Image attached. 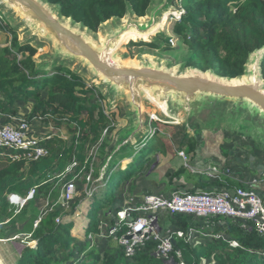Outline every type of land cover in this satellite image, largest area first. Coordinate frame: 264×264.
<instances>
[{"label": "trees", "instance_id": "obj_1", "mask_svg": "<svg viewBox=\"0 0 264 264\" xmlns=\"http://www.w3.org/2000/svg\"><path fill=\"white\" fill-rule=\"evenodd\" d=\"M48 1L58 5L63 16L98 31L103 22L112 17H124L129 8L137 16H145L155 0ZM180 3L184 12L175 21L173 34L187 48L181 64L186 68L213 70L222 77L244 75L251 53L264 47V0H181ZM0 28L11 34L8 44H0L1 111L6 115L21 116L19 102L28 105L33 101L30 111L23 115L29 123L39 119L56 128L64 125L69 128L68 137L59 134L44 137L40 143L48 154L36 160L14 159L19 150L0 147V224L12 228L19 222L27 221L24 229L32 232L31 239L37 241L36 247L27 246L23 250L16 264H181L176 250L171 254L173 261L155 255L157 243L151 240L129 258L121 245L112 243L110 250L100 251L96 246L90 248L88 239L97 233L102 211L107 213L116 204L118 188L134 178L137 166L141 169L142 164L149 160L154 142L150 145L147 141L138 153L142 162L134 156L125 168H109L102 197L97 195V188L93 186V191L86 197L88 201H85L86 222L82 231L77 230L72 217L69 221L64 220L82 208L85 197L76 200L71 213H68L55 204L59 196L56 185L61 183L62 186L81 170L90 169L92 161L88 152L98 142L107 146L104 133L114 131L115 115L100 104L91 102L94 87L88 86L81 74L68 66L57 65L52 70L40 68L34 59L38 48L31 43L21 42L16 27L1 21ZM170 39V35L158 33L151 42L131 41L130 46L164 51L171 48ZM261 67L264 76V57ZM180 135L183 136L180 141L182 148L187 144L188 137L182 133ZM157 136L156 132L151 135L153 138ZM193 144L189 143V147L191 153L196 154L198 146ZM163 147L164 143L160 149L163 150ZM74 161L78 162L76 170L66 172ZM182 172L183 169L176 176ZM200 179L197 186L189 190L207 189L210 186ZM214 183L233 184L230 180L228 183ZM90 184L87 182L88 187ZM34 187H37L34 199L15 213L8 195L17 193L26 196ZM43 196L49 198L50 203L48 209L39 214L34 211V206L36 200ZM169 218L175 230L188 233L190 228H197L198 220L194 216L178 214ZM37 219L40 221L34 228ZM213 220H219L215 234L223 235L222 239L213 236L209 241L197 245L184 239H178L175 243V249L181 251L186 264H201L203 259H213L214 264H264V237L254 228L245 229L241 223L230 219ZM126 231L127 228L121 225L117 235L120 237ZM6 236V231L0 229V239ZM233 241L237 244H233Z\"/></svg>", "mask_w": 264, "mask_h": 264}, {"label": "water", "instance_id": "obj_2", "mask_svg": "<svg viewBox=\"0 0 264 264\" xmlns=\"http://www.w3.org/2000/svg\"><path fill=\"white\" fill-rule=\"evenodd\" d=\"M172 5L174 0H155L145 16H137L129 8L124 17H112L93 31L63 16L60 7L48 0H0V8L16 18L15 27L23 28V43L35 42L38 49L48 48L40 55V68L74 66L73 71L87 75L104 88L110 101L124 103L131 123L117 135L104 157L101 178L118 154L147 133L148 121L155 116L193 133L226 117L240 118L264 139V47L251 53L245 74L235 78L222 77L213 70L186 68L181 63L175 66L149 55L132 59L124 51L123 46L134 40L125 43L131 31H150L149 38L154 40L162 29L154 33L152 29ZM153 108L157 113L151 112Z\"/></svg>", "mask_w": 264, "mask_h": 264}, {"label": "rangeland", "instance_id": "obj_3", "mask_svg": "<svg viewBox=\"0 0 264 264\" xmlns=\"http://www.w3.org/2000/svg\"><path fill=\"white\" fill-rule=\"evenodd\" d=\"M180 1L181 0H174V5L163 14V19L158 22L160 23L159 28L162 29L160 33L170 35L171 48L164 51L159 49L153 51L144 46H130V40L134 39L133 42L142 41L138 38H133L127 40L130 42L126 43V41V44L123 46L124 51L129 54L130 58L138 59L140 55H149L163 62L170 61L172 65L176 64L175 66L184 62V54L187 49L186 45L182 43L179 37L173 34L174 23L180 19L184 12ZM172 13L175 14L172 15ZM1 21H4V24L7 23L15 27L17 20L7 14L6 10L0 8V23ZM16 30L20 41H26L23 28L18 27ZM149 37L147 40L151 41ZM100 38H102L101 34ZM10 39L11 34L0 28V44H8ZM31 44L37 46L35 42H31ZM47 50L48 48L46 46L38 49V52L35 55L37 63L42 62L43 59L40 58V55ZM70 67L71 69H74V66ZM52 69L53 68H47V70ZM82 76L86 79L88 86L94 87V92L90 96L91 102L100 104L107 111H112L115 115V123L114 131H105L104 133L107 137V146L98 142L93 144L92 148H90L88 157L92 163L89 170L85 168L81 170L80 173L76 174L74 178L76 182L74 199L70 202H66L62 198L64 185L61 186V183L56 185L55 190L56 192H59V196L55 204L59 205L68 213H71V207L76 200L85 197L84 202L88 201L86 197L89 195L90 189H93V186L97 188V195L100 197L103 196L106 187V175L101 178L100 172L104 157L113 146L117 135L131 123L123 102L113 103L110 101L109 97L106 96V90L104 88H99L97 82L93 81L87 75L82 74ZM32 105L33 101L28 105H24L22 101L19 102L22 114L21 117L30 111ZM151 112L157 113V110L153 108ZM152 119L153 118L148 121V131L144 134L145 136L143 135L139 138L138 141L130 146L127 151L118 154L111 163V167L115 166L120 168L122 166L125 168L134 156L137 161H141V159H139L140 157H138V153L146 146L147 141L150 145L154 142L153 153L150 155L149 160L142 164L141 169L137 166L134 178L123 183L118 188L117 201L114 207H110L107 213H103L102 211V214L99 217L97 233L90 235L88 238L90 241V248L96 246L100 251H103L105 249L110 250V245H112V243L120 246L117 236L110 234V229L113 226L112 222L115 224L116 221V212L130 204L142 202L145 198L144 195H147V192L148 194L152 191L158 193H171L174 191H171V188L177 186H185L182 187V190H189L187 188L197 186L196 183L200 178H202L203 182L209 183L210 186L222 185L218 183L215 184L214 182L217 181L223 183L227 178L233 179L232 177L238 179L240 173L237 171L239 169H243L245 174L251 176L252 179L264 178V139H262L254 130L245 126L246 123L244 121L241 122L240 118L234 120L230 117H226L222 122L202 126L194 133L193 131L186 132L180 124L169 122L163 123L159 120ZM30 125V132L41 139L47 135L53 134H59L63 137L69 136V128L66 125L62 128H56L52 124L45 123L39 119L34 120ZM155 132L158 136L155 138L151 137ZM181 133L188 137L186 140L187 144L183 145L182 148L180 146V141L183 138V136L180 135ZM162 143H164L165 146V148L163 147V150L160 149ZM189 143H195L193 145L198 146L196 154L195 152L191 153ZM182 151L185 152L186 159L182 156ZM143 152L145 153L146 150ZM181 169H183L182 174L176 176ZM85 179H87L86 183ZM239 180L243 181L244 178H239ZM87 182L91 183L89 187L87 186ZM260 185L261 184H259V186ZM86 189L88 190L85 191ZM261 196L264 201V193H261ZM49 203V198L46 199L44 196L38 198L35 202L34 211L39 214L42 212L44 213L48 209ZM86 206L87 202L82 205V208L80 207L77 213L66 216L64 220L69 221L73 218L76 221L77 230L82 231L83 223L86 222V220L84 221V210L86 209ZM159 214L161 215L160 225L162 231H165L166 229L174 230L175 225L170 220V216L164 211ZM195 219L198 220V223H196L197 228H193L192 232L188 235V241H190V243L197 245L209 241L213 236H216L219 239L224 237L221 234H215V229L216 226H218L217 223L219 220H208V218L203 219L196 217ZM37 220L34 221V228H36ZM26 222L27 221L19 222V224L12 228L0 224V229L7 233L5 238L0 239V258L6 264H16L23 250L27 246L32 248L37 246V241L31 239L32 232H27L24 229ZM222 224L226 225L228 222H222ZM155 252V255L162 257L158 255L157 251ZM169 260H174L172 255ZM181 261L182 258H180V263ZM214 263L215 261L213 259H203L201 264Z\"/></svg>", "mask_w": 264, "mask_h": 264}, {"label": "built area", "instance_id": "obj_4", "mask_svg": "<svg viewBox=\"0 0 264 264\" xmlns=\"http://www.w3.org/2000/svg\"><path fill=\"white\" fill-rule=\"evenodd\" d=\"M152 120H158V118L153 117ZM30 126L23 116L6 115L0 109V147L19 150L20 152L14 156V159L36 160L48 154V150L40 143L43 138L34 136L30 132ZM185 155L182 151V156L186 159ZM77 166L78 162L74 161L66 172L76 170ZM74 178L64 184L62 198L66 202L72 201L75 197ZM263 182L264 178H256L247 182L243 181L233 187L228 185L211 189L198 188L148 194L142 202L125 206L117 212L110 234L117 236L119 244L129 258H132L139 248L151 240L157 243L155 251L158 255L168 260L175 250L182 258L181 251L175 249L174 240L176 242L178 239L188 241V235L193 228H190L188 233L175 229L162 231L159 214L162 211L168 216L182 214L203 219H230L241 223L245 229L254 228L259 235L264 237V201L260 192L257 191L258 185ZM92 191L91 189L90 193ZM36 192L37 187L32 188L26 196L10 193L8 200L15 213H19L30 200L34 199ZM39 221L40 219L37 220L36 227ZM121 225H124L127 231L119 237L117 230ZM127 235H131L132 238H126ZM233 244L237 242L233 241ZM181 264H186L183 259Z\"/></svg>", "mask_w": 264, "mask_h": 264}, {"label": "crops", "instance_id": "obj_5", "mask_svg": "<svg viewBox=\"0 0 264 264\" xmlns=\"http://www.w3.org/2000/svg\"><path fill=\"white\" fill-rule=\"evenodd\" d=\"M22 115V114H21ZM238 173H240V175L238 176V179H236V178H234V177H232L233 179H231V178H227V181H226V183H228L229 182V180L230 181H232V183L233 184H229L230 185V187H233V185H239V184H241V182H243V181H251L252 180V177L251 176H249L248 174H245V171H243V169H239L238 171H237ZM245 174V175H244ZM250 175H252L251 173H249ZM239 178L240 179H242V178H244V180L243 181H240L239 180ZM255 178V177H254ZM213 184V183H212ZM211 184V185H212ZM226 187V185H213V186H209V187H207V189H211V188H213V187ZM182 187H185V186H182ZM182 187H180V186H177V187H173V188H171V191H178V190H182ZM193 188H195V187H192V188H187V189H193ZM196 189H198V188H196ZM136 190H138V189H136ZM170 191V192H171ZM257 191L258 192H260V194L262 193H264V183H261V185L259 186L258 185V187H257ZM151 193H158V192H155V191H152V192H149V194H151ZM147 195H148V192H147ZM146 196V194L144 195V197ZM143 197V198H144Z\"/></svg>", "mask_w": 264, "mask_h": 264}, {"label": "bare ground", "instance_id": "obj_6", "mask_svg": "<svg viewBox=\"0 0 264 264\" xmlns=\"http://www.w3.org/2000/svg\"><path fill=\"white\" fill-rule=\"evenodd\" d=\"M177 13H178V12H177ZM172 15H173V14H172ZM163 21H164V20H163ZM159 27H160V23H158V25H157L154 29H152V32L154 33L155 31H157ZM153 33H152V34H153ZM150 34H151L150 31H149V32L131 31V32H129V33L127 34L125 40L127 41V40H129V39L139 38V37L143 38L144 40H147L148 37L150 36ZM126 41H125V42H126ZM175 121H176V120H175ZM176 122L181 123L180 120H177ZM0 264H6V263L0 258Z\"/></svg>", "mask_w": 264, "mask_h": 264}]
</instances>
